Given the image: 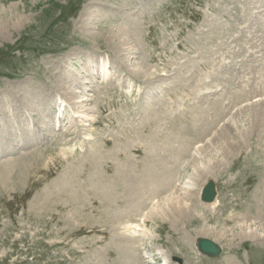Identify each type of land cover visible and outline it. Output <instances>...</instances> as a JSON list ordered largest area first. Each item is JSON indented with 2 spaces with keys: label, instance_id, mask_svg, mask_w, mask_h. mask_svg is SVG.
<instances>
[{
  "label": "rangeland",
  "instance_id": "obj_1",
  "mask_svg": "<svg viewBox=\"0 0 264 264\" xmlns=\"http://www.w3.org/2000/svg\"><path fill=\"white\" fill-rule=\"evenodd\" d=\"M207 20L190 29L169 0H0V264H149L156 249L264 264V103L245 105L264 95V68L254 77L219 31L230 22ZM220 47L224 90L195 97ZM112 102L125 110L105 117ZM211 177L212 211L198 198ZM171 199L187 213L161 216ZM198 237L220 255L197 252Z\"/></svg>",
  "mask_w": 264,
  "mask_h": 264
},
{
  "label": "bare ground",
  "instance_id": "obj_2",
  "mask_svg": "<svg viewBox=\"0 0 264 264\" xmlns=\"http://www.w3.org/2000/svg\"><path fill=\"white\" fill-rule=\"evenodd\" d=\"M104 65V64H103ZM105 68V67H104ZM104 68H102V69H104ZM107 70V69H106ZM103 71V72H105V73H107V71ZM108 74V73H107ZM106 75V74H105ZM63 109V108H62ZM73 112V111H72ZM14 123H15V121H14ZM12 125H14V124H12ZM6 126V125H5ZM10 128V127H9ZM2 129V128H1ZM3 131V130H2ZM6 133V132H5ZM21 134V133H20ZM211 134V133H210ZM16 135V134H15ZM15 135H14V137H15ZM22 135V134H21ZM18 138V137H17ZM13 139V138H12ZM209 143V142H208ZM207 143V144H208ZM15 145V144H14ZM119 149V148H118ZM193 152V151H192ZM194 154V153H193ZM200 155V154H199ZM99 172V171H98ZM97 172V173H98ZM201 172V171H200ZM202 174V173H201ZM153 176V175H152ZM151 176V177H152ZM203 176V175H202ZM128 177V176H127ZM146 178V177H145ZM153 178V177H152ZM121 179H122V177H121ZM138 179V178H137ZM153 179H156V177H154ZM140 180V179H139ZM141 180H142V178H141ZM157 180V179H156ZM155 180V181H156ZM150 181V180H149ZM149 181H147L148 183H149ZM193 181V180H192ZM151 182V181H150ZM157 182V181H156ZM212 182V181H211ZM152 184H153V182H151ZM150 183V184H151ZM199 183V182H198ZM143 184V183H142ZM146 184V183H145ZM189 184H191V183H189ZM146 186V185H145ZM153 186H154V184H153ZM157 188H159V186H157ZM189 188V187H188ZM192 189V188H191ZM195 191H196V189H195ZM198 191V190H197ZM77 195V194H76ZM118 198V197H117ZM165 199V198H164ZM164 201H166V200H164ZM170 201V202H169ZM168 202H167V205L165 206V207H163V213L161 214V216L164 214L165 216H167V217H173V216H171L172 214H173V212L172 211H179V212H184V213H187V211H186V208H183V206L184 205H182L179 201H178V203L176 202V200H169ZM144 202V201H143ZM142 202V203H143ZM177 203V204H176ZM202 203V202H201ZM217 204H218V199H217V196H215V198L212 200V201H209V202H204V203H202V205L205 207V208H208V209H214L216 206H217ZM155 206V205H154ZM202 206V207H203ZM185 207V206H184ZM154 208V207H153ZM157 208V207H156ZM149 209H151V208H149ZM212 211V210H211ZM209 212V211H208ZM160 214V213H159ZM131 217V216H130ZM165 218V217H164ZM175 217H173L172 218V220L174 219ZM176 219H177V217H176ZM247 225H248V223H246ZM134 227V226H133ZM248 227V226H247ZM246 227V228H247ZM129 228V227H128ZM211 228L210 227H208L207 225L206 226H203V228H201L200 230V233L199 234H202V235H206V233H208V231L210 230ZM249 229L250 228H247L245 231H242V235L244 236L245 235V233H248V234H252L250 231H249ZM252 229V228H251ZM229 230V229H228ZM148 232H150V230H147ZM252 231H254L253 229H252ZM205 232V233H204ZM133 233V232H132ZM225 233V232H224ZM133 234H135V233H133ZM143 234H145V236L146 235H148V234H146V232H144ZM255 234H253L252 236L251 235H249V236H251V237H249V238H253V236H254ZM147 237V236H146ZM244 237H246V236H244ZM255 237V236H254ZM128 246H130V245H128ZM131 248V247H130ZM197 252H198V250H197ZM161 257H162V259L164 260L165 258H167V260H168V264L169 263H171V264H173L172 262H169V256H167V254L166 255H161ZM163 264V263H162Z\"/></svg>",
  "mask_w": 264,
  "mask_h": 264
},
{
  "label": "water",
  "instance_id": "obj_3",
  "mask_svg": "<svg viewBox=\"0 0 264 264\" xmlns=\"http://www.w3.org/2000/svg\"><path fill=\"white\" fill-rule=\"evenodd\" d=\"M213 196H214L213 186L211 183H208V185L204 189V192L202 193V199L212 200ZM197 243L199 249L203 250L205 253H208L209 255H216L219 253V247L208 239L199 238Z\"/></svg>",
  "mask_w": 264,
  "mask_h": 264
},
{
  "label": "clouds",
  "instance_id": "obj_4",
  "mask_svg": "<svg viewBox=\"0 0 264 264\" xmlns=\"http://www.w3.org/2000/svg\"><path fill=\"white\" fill-rule=\"evenodd\" d=\"M162 254V250L161 249H156V255H161ZM163 264H168V260L167 258L164 259Z\"/></svg>",
  "mask_w": 264,
  "mask_h": 264
}]
</instances>
